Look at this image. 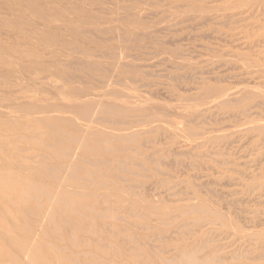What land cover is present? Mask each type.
<instances>
[{
  "label": "rangeland",
  "instance_id": "rangeland-1",
  "mask_svg": "<svg viewBox=\"0 0 264 264\" xmlns=\"http://www.w3.org/2000/svg\"><path fill=\"white\" fill-rule=\"evenodd\" d=\"M263 244L264 0H0V264Z\"/></svg>",
  "mask_w": 264,
  "mask_h": 264
},
{
  "label": "bare ground",
  "instance_id": "bare-ground-1",
  "mask_svg": "<svg viewBox=\"0 0 264 264\" xmlns=\"http://www.w3.org/2000/svg\"><path fill=\"white\" fill-rule=\"evenodd\" d=\"M216 104V103H215ZM249 162V161H248ZM259 163V162H258ZM254 164V163H253ZM252 165V164H251ZM257 165V164H256ZM255 165V166H256ZM258 165H260V164H258ZM254 166V165H253ZM247 167V166H246ZM254 168V167H253ZM257 168V167H256ZM53 176V175H52ZM228 208V207H227ZM109 227V226H108ZM115 229V228H114ZM90 231V230H89ZM88 230H87V232L86 233H88L89 232ZM114 231V230H113ZM120 231H122V230H120ZM119 231V232H120ZM238 231V230H237ZM76 232V231H75ZM108 232V231H107ZM115 232H116V230H115ZM90 233H92L91 231L88 233L89 235H90ZM92 235V234H91ZM123 235V234H122ZM75 236V235H74ZM129 236V235H128ZM136 237V236H135ZM152 237V236H151ZM73 238V237H72ZM101 238V237H100ZM71 239V238H70ZM69 239V241H72L73 243H75L76 244V240L74 241V238L73 239H71L70 240ZM127 239H128V237H127ZM150 239V238H149ZM156 239V238H155ZM84 241H86V239H83ZM82 239H81V241H83ZM99 240H100V242H101V239H97L96 241H98L97 242V244H99ZM129 241H130V237H129V239H128ZM147 240V239H146ZM83 241V242H84ZM104 241H107V240H104ZM127 241V240H126ZM72 242H70V244L72 243ZM95 242V241H94ZM120 243H121V241H119ZM125 242V241H124ZM96 243V242H95ZM74 244V245H75ZM81 244H83V243H81ZM102 244H104V243H102ZM118 244V243H117ZM76 245H78V244H76ZM105 245L106 246H108L109 247V244L107 245L106 243H105ZM144 245H145V243H144ZM243 245V244H242ZM264 245V244H263ZM82 246V245H81ZM101 246H104V245H101ZM72 247V246H71ZM127 247V246H126ZM132 247V246H131ZM73 248V247H72ZM100 248V247H99ZM102 248V247H101ZM111 248V247H110ZM152 248V247H151ZM62 249V248H61ZM107 249V248H106ZM113 249V248H112ZM138 249V248H137ZM96 250V249H95ZM128 250V249H127ZM126 250V253L129 251H127ZM132 250V249H131ZM152 250V249H151ZM220 250H222V249H220ZM226 250V249H225ZM239 250V249H238ZM117 251V250H116ZM116 251H115V253H116ZM137 251V250H136ZM197 251V250H196ZM196 251L194 250H192L191 252H179L178 254H176V255H174V256H171V257H163V256H156L155 258H158L157 260H156V262L155 261H153V260H151V263H149L148 262V260L150 259V257L147 259V261H146V263H145V256L143 255V258H145L144 260H143V258L141 257V255H140V257L142 258V261H141V263L140 264H210V263H208V261L209 260H207L206 258H198L197 257V255H196ZM237 251V250H236ZM130 252V251H129ZM128 252V253H129ZM216 252H219V251H216ZM241 252V251H240ZM106 253V255L108 254L107 252H105ZM104 253V254H105ZM133 253V252H132ZM131 252L129 253V255H133ZM153 253H155L154 251H153ZM215 253V252H214ZM221 253V252H220ZM103 254V253H102ZM142 254V253H141ZM156 254V253H155ZM163 254H164V252H163ZM248 254V253H247ZM86 255V254H85ZM106 255H104L105 257H106ZM216 255H217V253H216ZM262 255V254H261ZM108 256V255H107ZM153 256H155V255H153ZM235 256V255H234ZM119 257V256H118ZM115 258V257H110L109 259H104L100 264H124V263H121L122 262V257H119V258ZM146 257H147V255H146ZM212 257L214 258V263H212V264H231V262H228V257L227 256H225V255H221V256H217L216 258L212 255ZM241 257V256H240ZM229 258H230V256H229ZM257 258V257H256ZM239 259V258H238ZM250 259V258H249ZM78 260V259H77ZM77 260H76V262H77ZM91 260V259H90ZM124 260H125V258H124ZM155 260V259H154ZM236 260H237V258H236ZM97 261H99V260H97ZM96 261V262H97ZM101 261V260H100ZM99 261V262H100ZM138 261V260H137ZM232 261V260H231ZM95 263V262H94ZM126 263V262H125ZM133 263V262H132ZM233 263V262H232ZM234 263H236V262H234ZM233 263V264H234ZM89 264V263H88ZM127 264H129L128 262H127ZM134 264H137V263H134Z\"/></svg>",
  "mask_w": 264,
  "mask_h": 264
}]
</instances>
